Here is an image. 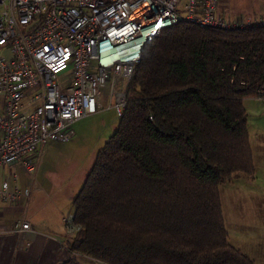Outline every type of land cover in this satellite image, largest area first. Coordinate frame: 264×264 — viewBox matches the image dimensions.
I'll list each match as a JSON object with an SVG mask.
<instances>
[{
    "label": "trees",
    "instance_id": "obj_1",
    "mask_svg": "<svg viewBox=\"0 0 264 264\" xmlns=\"http://www.w3.org/2000/svg\"><path fill=\"white\" fill-rule=\"evenodd\" d=\"M117 126L72 198L70 254L98 264H264L234 247L221 184L255 177L246 98H264V27L178 21L143 44Z\"/></svg>",
    "mask_w": 264,
    "mask_h": 264
},
{
    "label": "built area",
    "instance_id": "obj_2",
    "mask_svg": "<svg viewBox=\"0 0 264 264\" xmlns=\"http://www.w3.org/2000/svg\"><path fill=\"white\" fill-rule=\"evenodd\" d=\"M218 0H0V167L34 171L42 143L66 142L71 124L99 108L100 91H113L117 116L122 90L146 40L178 21L202 27H264V15L229 20ZM67 79L66 82L64 80ZM28 188L0 181V201ZM64 234L78 226L62 218ZM14 230H28L25 221Z\"/></svg>",
    "mask_w": 264,
    "mask_h": 264
},
{
    "label": "rangeland",
    "instance_id": "obj_3",
    "mask_svg": "<svg viewBox=\"0 0 264 264\" xmlns=\"http://www.w3.org/2000/svg\"><path fill=\"white\" fill-rule=\"evenodd\" d=\"M113 89L114 92L121 91L115 86ZM113 91L109 92L108 88L100 91L99 108L71 124L74 133L68 141L47 140L42 143L33 172H26L19 163H16L19 169L15 167L11 173L7 166H1L0 179H8L11 175L17 179L23 176L35 203L44 207L46 213L52 214L57 208L65 215L70 214L72 198L95 154L116 129L118 116L110 107L116 102ZM244 106L248 113V130L257 173L254 180H246L240 175L234 177L220 185L219 193L230 243L259 263L264 262V98H246Z\"/></svg>",
    "mask_w": 264,
    "mask_h": 264
},
{
    "label": "crops",
    "instance_id": "obj_4",
    "mask_svg": "<svg viewBox=\"0 0 264 264\" xmlns=\"http://www.w3.org/2000/svg\"><path fill=\"white\" fill-rule=\"evenodd\" d=\"M217 13L229 20L257 18L264 15V0H218ZM5 166L10 173L15 167L19 169L16 164ZM256 173L257 169L255 176ZM5 180L10 188H28L29 192L15 201H0V264H98L91 258L69 253L62 227L64 213L56 208L48 214L39 207L23 176L17 179L11 175ZM20 221L27 222L29 229L14 230L13 224Z\"/></svg>",
    "mask_w": 264,
    "mask_h": 264
}]
</instances>
